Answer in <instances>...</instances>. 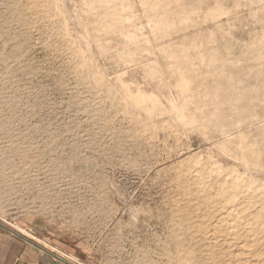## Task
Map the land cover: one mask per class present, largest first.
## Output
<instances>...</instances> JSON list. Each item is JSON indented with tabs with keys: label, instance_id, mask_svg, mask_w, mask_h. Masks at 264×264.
I'll use <instances>...</instances> for the list:
<instances>
[{
	"label": "rangeland",
	"instance_id": "374dc122",
	"mask_svg": "<svg viewBox=\"0 0 264 264\" xmlns=\"http://www.w3.org/2000/svg\"><path fill=\"white\" fill-rule=\"evenodd\" d=\"M263 39L264 0H0V226L71 264H264Z\"/></svg>",
	"mask_w": 264,
	"mask_h": 264
},
{
	"label": "crops",
	"instance_id": "0c3cea01",
	"mask_svg": "<svg viewBox=\"0 0 264 264\" xmlns=\"http://www.w3.org/2000/svg\"><path fill=\"white\" fill-rule=\"evenodd\" d=\"M0 264H71L46 246L0 226Z\"/></svg>",
	"mask_w": 264,
	"mask_h": 264
},
{
	"label": "bare ground",
	"instance_id": "6f19581e",
	"mask_svg": "<svg viewBox=\"0 0 264 264\" xmlns=\"http://www.w3.org/2000/svg\"><path fill=\"white\" fill-rule=\"evenodd\" d=\"M67 1H68V0H67ZM237 1H238V0H237ZM65 2H66V0H64V3H65ZM93 3H95V2H93V1L90 2V6H91ZM92 6H94V5H92ZM219 6H220V5H219ZM219 6H218V7H219ZM123 8H124V7H123ZM219 8H220V7H219ZM222 12H223V11H222ZM219 13H220V12H219ZM210 14H211V13H210ZM213 15H214V14H213ZM214 16H215V15H214ZM212 17H213V16H212ZM214 18H215V17H214ZM107 20H108V19H107ZM102 22H103V21H102ZM108 23H109V22H108ZM108 26H111V25H108ZM105 28H106V27H105ZM101 29H102V28H101ZM87 35H89V34H87ZM85 36H86V35H85ZM88 37H89V36H88ZM90 37H92V36H90ZM263 41H264V39H263ZM258 42H259V41H258ZM260 42H262L261 39H260ZM89 43H90V41H89ZM260 44H262V43H260ZM101 45H102V43H101ZM103 46H104V45H103ZM259 49H260V48H259ZM256 51H257V50H256ZM258 54H260V52H259ZM256 55H257V54H255V58H256ZM262 56H263V55H262ZM260 58H261V57H260ZM215 59H217V58H215ZM250 59H251V58H250ZM256 59H258V58H256ZM213 60H214V59H213ZM220 61H221V60H220ZM254 61H255V60H254ZM254 61H253V62H254ZM214 62L217 63V61H214ZM211 63H212V62H211ZM216 63H215V64H216ZM222 63H223V62H222ZM225 63H226V62H225ZM225 63H224V64H225ZM263 63H264V62H263ZM263 63H260V62H259V64H263ZM217 64H218V63H217ZM254 64H256V63L254 62ZM211 65H213V64H211ZM220 65H221V64H220ZM263 65H264V64H263ZM263 65H262V66H263ZM257 66H258V64H257ZM241 67H242V66H241ZM249 67H250V66H249ZM249 67H248V68H249ZM251 67L255 68L254 66H251ZM251 67H250V68H251ZM148 68H149V67H148ZM221 68H222V67H221ZM224 68H225V67H224ZM250 68H249V69H250ZM258 68H259V67H257V69H258ZM260 68H261V67H260ZM263 69H264V68H263ZM250 70H251V69H250ZM258 70H259V69H258ZM260 71H261V69H260ZM253 72H254V70H253ZM255 73H256V71H255ZM260 73H262V72H260ZM260 73H258V74H260ZM258 74H257V76H258ZM233 75H234V74H233ZM250 75H251V73H250ZM254 76H255V75H254ZM259 76H260V75H259ZM259 76H258V77H259ZM234 77H235V75H234ZM260 78H261V76H260ZM230 79H231V78H230ZM221 80H222V79H221ZM247 87H248V86H247ZM235 89H236V88H235ZM253 89H254V88H253ZM255 89H256V87H255ZM258 90H259V89H258ZM252 91H253V90H252ZM255 91H256V90H255ZM234 93H235V92H234ZM243 93H244V92H243ZM220 95H221V94H220ZM242 95H243V94H242ZM236 96H237V95H236ZM252 96H253V95H252ZM220 97H221V96H220ZM225 97H226V96H225ZM238 97H239V96H238ZM238 97H237V98H238ZM253 97H254V96H253ZM234 98H235V97H234ZM234 98L231 97V100L228 99L226 102H224V100H223V101H217V102H224L225 105H226V103L229 105V104H231V103L233 104V102L236 101V99H234ZM240 98H241V97H240ZM252 99H253V98H252ZM221 100H222V99H221ZM235 103H236V102H235ZM220 104L223 105V103H220ZM239 104H240V103H239ZM245 108H246V107H245ZM177 111H179V110L177 109ZM242 111H243V110H242ZM258 111H259V110H258ZM261 111L263 112V110H261ZM243 113H245V111H243ZM249 113H250V112H249ZM263 114H264V113H263ZM237 115H238V113H237ZM239 115H240V114H239ZM242 115H243V114H242ZM251 116H252V115H251ZM244 117H246V116H244ZM261 121H262V120H261ZM261 124H262V122H261ZM256 125H257V124H256ZM254 127H255V126H254ZM260 127H261V126H260ZM260 127H259V128H260ZM261 128H262V127H261ZM261 131H262V130H261ZM238 132H239V131H238ZM261 133H262V132H261ZM259 134H260V133H259ZM253 136H254V135H253ZM253 136H252V137H253ZM258 137H259V136H258ZM253 138H254V137H253ZM263 138H264V137H263ZM259 139H260V138H259ZM253 140H255V139H253ZM239 141H240V140H239ZM239 141H238V142H239ZM242 142H243V141H242ZM253 142H254V141H253ZM251 143H252V142H251ZM251 143H250V144H251ZM237 145H238V144H237ZM244 145H245V144H244ZM263 145H264V144H263ZM263 145H262V146H263ZM263 148H264V147H263ZM252 150H253V148H252ZM263 159H264V158H263ZM242 219H243V218H242ZM254 221H255V220H254Z\"/></svg>",
	"mask_w": 264,
	"mask_h": 264
}]
</instances>
